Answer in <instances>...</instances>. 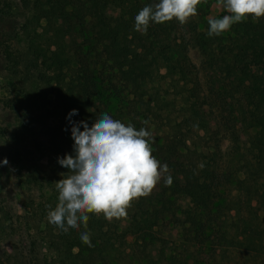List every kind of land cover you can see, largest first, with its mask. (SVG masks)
<instances>
[{"label": "trees", "instance_id": "1", "mask_svg": "<svg viewBox=\"0 0 264 264\" xmlns=\"http://www.w3.org/2000/svg\"><path fill=\"white\" fill-rule=\"evenodd\" d=\"M16 1L26 43L19 64L27 73L33 69L29 83L53 97L58 134L61 129L71 135L67 117L73 109L71 120L89 126L107 112L148 130L153 157L169 168L149 195L133 199L126 216L109 221L103 213H86L87 228L78 220V228L67 233L47 220V206L55 208L58 191L42 194L38 210L47 221L42 264H261L264 17L249 16L209 37L206 18L213 1L226 10L223 0L197 5L202 29L195 45L209 65H217L219 90L231 91L238 115L246 119L233 129L224 154L215 132L220 127L199 93L193 64L171 33V21H150L146 33L134 28L135 16L153 0ZM95 59L103 72L84 65L77 71ZM244 133L251 135L248 148ZM168 175L171 186L164 184ZM83 232L90 233L91 247L82 243ZM18 261L0 245V264H23Z\"/></svg>", "mask_w": 264, "mask_h": 264}, {"label": "rangeland", "instance_id": "2", "mask_svg": "<svg viewBox=\"0 0 264 264\" xmlns=\"http://www.w3.org/2000/svg\"><path fill=\"white\" fill-rule=\"evenodd\" d=\"M213 1V0H209ZM158 0H153V4ZM209 19H222L231 15L213 1ZM0 245L9 253H16L18 263L42 264L45 251L47 221L41 217L38 206L42 194L56 190L54 182L61 180L68 169L58 163V157L75 155L74 140L60 129L58 134V111L54 99L43 86L27 81L33 69L27 73L19 63L26 43L21 36L24 21L16 0H0ZM171 33L184 48L194 66L199 81V93L206 98L220 130L216 131L221 153L227 154L233 129L240 120L231 91L222 93L219 88L217 65H209L203 52L195 45L194 38L201 31L202 23L197 14L180 24L171 20ZM36 30V29H35ZM83 54V52H81ZM219 55L216 60H219ZM89 58V57H88ZM87 60V59H85ZM77 64V63H75ZM89 66L97 71L103 68L98 60L85 61L77 71ZM261 73L264 75V64ZM251 135L244 133L245 148ZM252 159L250 154H246ZM8 160L3 165L4 159ZM193 189L196 181L193 179ZM259 183L264 184V172ZM264 233V212H261ZM264 240V239H263ZM260 254L264 264V241Z\"/></svg>", "mask_w": 264, "mask_h": 264}, {"label": "clouds", "instance_id": "3", "mask_svg": "<svg viewBox=\"0 0 264 264\" xmlns=\"http://www.w3.org/2000/svg\"><path fill=\"white\" fill-rule=\"evenodd\" d=\"M200 3L201 0H158L138 12L134 28L146 33L150 21L164 23L173 18L184 24L197 14ZM223 6L231 15L209 19V37L221 35L233 23L249 16L254 20L264 17V0H223ZM76 114L77 110L73 109L67 117L72 125L75 155L58 157V163L68 173H62L63 178L54 182L59 193L55 208L47 206L48 222L64 233L69 228H78V220L87 228L90 217L86 213H103L109 221L126 216L133 199L149 195L161 179V172H169L167 164L161 166L153 157L149 146L152 136L145 128L136 130L131 123L125 125L114 120L107 112L100 113L89 126L83 120L72 121ZM142 123L146 125L148 121ZM2 164L7 165L8 160L5 158ZM172 183L173 178L168 175L164 184ZM80 239L92 246L89 232L81 233Z\"/></svg>", "mask_w": 264, "mask_h": 264}]
</instances>
